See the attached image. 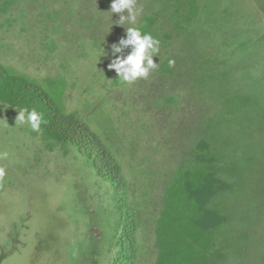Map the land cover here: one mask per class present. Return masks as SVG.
I'll return each mask as SVG.
<instances>
[{
	"label": "rangeland",
	"instance_id": "374dc122",
	"mask_svg": "<svg viewBox=\"0 0 264 264\" xmlns=\"http://www.w3.org/2000/svg\"><path fill=\"white\" fill-rule=\"evenodd\" d=\"M83 1L79 9L81 1L70 3L74 10L68 9L53 26L58 35L50 51L40 40L46 19L38 13L45 11L35 9V1L20 0L13 14L23 10L25 27L16 22L1 28L0 18V63L29 78L63 112L81 118L111 149L139 224L137 264L155 263V221L164 191L172 205L178 198L181 161L182 176L189 170L191 181L199 183L205 168L198 167L190 150L200 139L210 143L221 167L217 175L231 186L213 199L226 217L216 228L215 246H226L228 263L246 262L242 255L249 253L250 264H264V0L222 1L231 6V26L213 40L196 34V45L209 49L207 59L226 61L217 80L198 95L167 86V75L158 72V57L148 79L121 84L108 69L110 49L124 37L123 27L130 26H117L116 14ZM62 3L53 5L61 8ZM241 37L245 44L235 46ZM225 38L228 48L221 44ZM180 47L175 44L178 55ZM252 76L257 83L250 81ZM252 87L261 95L250 104ZM170 96L176 102L164 104ZM17 115L18 109L0 103V151L9 153L7 174L0 180V264H110L116 213L109 184L76 151L47 148L40 132L15 122ZM218 259L219 252L214 256Z\"/></svg>",
	"mask_w": 264,
	"mask_h": 264
},
{
	"label": "trees",
	"instance_id": "16d2710c",
	"mask_svg": "<svg viewBox=\"0 0 264 264\" xmlns=\"http://www.w3.org/2000/svg\"><path fill=\"white\" fill-rule=\"evenodd\" d=\"M30 1L38 3L35 9L45 11L38 13V17L46 19L45 24L40 28V40L41 43L48 44L50 51L55 48L58 35L57 28L53 26L58 24L61 15L74 8L70 6V3L75 6L77 1H81L77 4L78 6L76 5L78 9L85 4L82 0H60L63 2L62 6L57 8L53 4L59 0L47 3H41V0ZM146 1H150L148 4L151 6L145 5ZM222 1L225 0L137 1V8L141 10L137 26L160 41L158 72L160 75H167V86L171 85L178 90L189 88L198 95L207 84L217 80L219 66H224L226 61L222 57L219 60L217 53L218 60L207 59L209 49L202 51V48L196 45L195 37L196 34L202 33L213 40L225 28L231 26V6L228 7ZM93 2L96 8L109 10L112 0H92V4ZM20 3V0H0V18L3 23L1 28L4 26L7 29L12 28L16 22H20V25L25 27L26 24L22 22L25 19L23 10H19L17 17L13 14V9L15 7L18 9ZM79 19L82 21L80 17ZM48 22L51 24L49 25ZM20 31L24 32L26 29H20ZM234 38L237 39L238 36ZM226 39L221 44L228 48L229 44L227 45ZM236 42L235 46L241 47L245 44V39L241 37ZM179 43L182 46L180 47L182 55L176 52L175 44ZM160 54L166 58H160ZM169 61L174 63L170 64ZM223 77L225 79L227 74L224 73ZM250 79L257 83L254 76ZM117 82L118 80L115 79L114 84ZM258 84H261V80ZM178 94L176 96L181 95V93ZM256 94L261 95L257 89L252 87L250 104L257 97ZM163 101L164 104L176 102L174 96L165 98ZM0 103L18 110L21 108H27L29 111L35 109L41 113L43 122L39 132L47 148L51 150L60 148L65 153L71 150L76 151L96 176L109 184L108 193L112 210L116 213L111 235V247L114 249V254L110 264H137L139 224L136 212L129 202L128 184L121 166L102 138L81 118L75 114L63 112L52 98L29 78L10 73L1 63ZM190 151L195 155L194 161L198 167H204L205 170L201 171L199 183H193L190 177L191 172L186 170L182 176L183 162L178 164L176 170L178 176L181 177L177 182L178 191L175 193V195L179 194L178 198L172 205L169 191H164L162 209L155 221L157 223L155 242L157 256L154 264H216L214 256L218 251L214 242V234L218 224L226 222V217L212 203L219 192L229 191L231 186L226 185L217 175L221 167L210 143L200 139ZM187 224L192 228L189 229ZM162 227L167 228L165 232H161ZM204 237L206 239L203 240Z\"/></svg>",
	"mask_w": 264,
	"mask_h": 264
},
{
	"label": "clouds",
	"instance_id": "9594fccd",
	"mask_svg": "<svg viewBox=\"0 0 264 264\" xmlns=\"http://www.w3.org/2000/svg\"><path fill=\"white\" fill-rule=\"evenodd\" d=\"M140 11L137 8V0H112L110 4L109 13L118 16L117 26L123 27L125 23L133 25L127 28L123 27L125 29L124 37L118 43H114L110 49L112 59L108 69L114 71L119 82L124 85H132L138 80L148 79L158 67L153 58L158 57L160 41L155 39L151 33L143 32L137 26V17ZM125 50H128L127 54H125ZM169 63L174 62L169 61ZM15 122L18 125L27 124L33 132H39L43 116L35 109L29 111L27 108H21L18 110ZM7 160H9V153L0 151V180L7 174L4 164Z\"/></svg>",
	"mask_w": 264,
	"mask_h": 264
},
{
	"label": "crops",
	"instance_id": "0c3cea01",
	"mask_svg": "<svg viewBox=\"0 0 264 264\" xmlns=\"http://www.w3.org/2000/svg\"><path fill=\"white\" fill-rule=\"evenodd\" d=\"M216 249L217 251L220 253V259H218L219 262H216V264H234V263H228V259H229V256H228V253L227 250H226V246L223 245V244H219V242L217 243V246H216ZM243 251H245L244 249H242ZM243 253V252H242ZM244 255H242L243 257H245V261L246 262H243L242 260L238 261L237 264H250L248 261H247V257H251V255L248 253V254H245L243 253ZM242 257V258H243Z\"/></svg>",
	"mask_w": 264,
	"mask_h": 264
}]
</instances>
